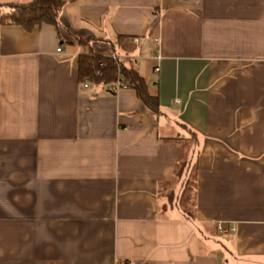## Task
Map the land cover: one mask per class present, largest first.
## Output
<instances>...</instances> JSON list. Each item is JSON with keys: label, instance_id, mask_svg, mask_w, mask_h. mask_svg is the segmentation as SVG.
Returning <instances> with one entry per match:
<instances>
[{"label": "crops", "instance_id": "0c3cea01", "mask_svg": "<svg viewBox=\"0 0 264 264\" xmlns=\"http://www.w3.org/2000/svg\"><path fill=\"white\" fill-rule=\"evenodd\" d=\"M65 2L60 36L0 23V264H264V0ZM79 40L158 113L85 87ZM183 154L193 220L165 196Z\"/></svg>", "mask_w": 264, "mask_h": 264}, {"label": "trees", "instance_id": "16d2710c", "mask_svg": "<svg viewBox=\"0 0 264 264\" xmlns=\"http://www.w3.org/2000/svg\"><path fill=\"white\" fill-rule=\"evenodd\" d=\"M65 4V0H34L28 4L0 5V23L18 25L28 32L42 25H51L56 28L59 35L62 28L60 18ZM79 42L88 47V51L79 57L78 75L81 81H89L97 86H108L113 93L117 90V83L120 82L121 88L135 90L143 104L153 113H158V99L150 96L144 78L133 65H129V60L117 55L110 57L95 55L90 47L91 40H79ZM102 61L106 64L104 68L99 67ZM191 134L193 138H178V140L190 143L196 149L199 145L198 139L195 134ZM197 171V161L188 154H183L173 175L174 182L165 195L171 205L179 207L185 216L192 220L195 214L194 208L190 205H194L192 196H195ZM178 186L180 193L176 194L175 189ZM190 191H193L192 196H189Z\"/></svg>", "mask_w": 264, "mask_h": 264}, {"label": "built area", "instance_id": "2783aa9c", "mask_svg": "<svg viewBox=\"0 0 264 264\" xmlns=\"http://www.w3.org/2000/svg\"><path fill=\"white\" fill-rule=\"evenodd\" d=\"M61 49H59L58 51H60ZM106 66V64H105V62H100L99 63V67L100 68H104ZM99 75H101V73H99ZM91 83L89 82V81H86V82H84V86L85 87H88L89 85H90ZM116 89L118 90V89H121V83L120 82H118L117 83V85H116ZM218 230H219V232H221L222 234H227V230L222 226V224H219V226H218Z\"/></svg>", "mask_w": 264, "mask_h": 264}, {"label": "rangeland", "instance_id": "374dc122", "mask_svg": "<svg viewBox=\"0 0 264 264\" xmlns=\"http://www.w3.org/2000/svg\"><path fill=\"white\" fill-rule=\"evenodd\" d=\"M171 188V187H170ZM170 188H169V190H170ZM169 192V191H168ZM192 194H193V191H190L189 192V196H192Z\"/></svg>", "mask_w": 264, "mask_h": 264}]
</instances>
